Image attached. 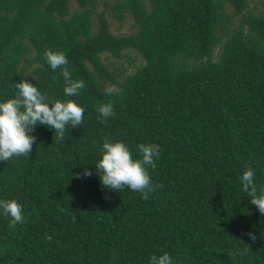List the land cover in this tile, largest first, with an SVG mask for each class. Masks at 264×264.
<instances>
[{
	"label": "trees",
	"instance_id": "obj_1",
	"mask_svg": "<svg viewBox=\"0 0 264 264\" xmlns=\"http://www.w3.org/2000/svg\"><path fill=\"white\" fill-rule=\"evenodd\" d=\"M107 15L135 31L114 35ZM49 49L85 82L79 95L65 97ZM132 52L144 63L130 74L103 58ZM20 79L85 112L62 138L37 126L31 153L0 162V198L24 210L15 228L0 216V264H148L161 252L174 264H264V215L239 183L251 167L264 186V17L248 0H0V99ZM106 103L114 115L101 123ZM106 138L134 158L139 143L160 146L148 199L102 187Z\"/></svg>",
	"mask_w": 264,
	"mask_h": 264
},
{
	"label": "clouds",
	"instance_id": "obj_2",
	"mask_svg": "<svg viewBox=\"0 0 264 264\" xmlns=\"http://www.w3.org/2000/svg\"><path fill=\"white\" fill-rule=\"evenodd\" d=\"M43 59L52 70L61 69L65 97L79 95L85 88L83 80L72 78L66 67L69 61L65 53L49 49L44 52ZM14 88L16 92L13 97L0 99V162L31 153L37 141L33 135L37 126H45L62 138L67 125L75 128L83 121L85 109L71 99L51 100L37 85L26 79L15 82ZM111 91L108 89L109 93ZM96 111L101 123L114 115L111 103L100 104ZM136 149L139 158L133 157L132 150L124 141L106 138L100 148L95 171L103 188L119 192L128 188L139 192L143 199H148L154 188L158 187L152 183L149 166L156 167L161 149L155 143H139ZM91 175L92 172L85 168L83 176ZM239 183L251 204L264 215V186L257 188L254 169L247 167L239 176ZM0 216L9 218V226L15 228L24 222L23 206L16 199L0 198ZM148 264H174V261L168 252H161L153 253Z\"/></svg>",
	"mask_w": 264,
	"mask_h": 264
},
{
	"label": "rangeland",
	"instance_id": "obj_3",
	"mask_svg": "<svg viewBox=\"0 0 264 264\" xmlns=\"http://www.w3.org/2000/svg\"><path fill=\"white\" fill-rule=\"evenodd\" d=\"M101 3L104 1H111V0H100ZM76 5H72V9L75 8ZM248 8L249 11L254 13L258 17H264V0H248ZM103 10V6L100 5L98 7V12ZM232 13V11H230ZM107 19L111 24V32L116 36L128 35L135 31L133 26L132 18H128L126 22L120 23L110 15H107ZM240 22V17H234L232 20L231 27L232 29L238 27V23ZM220 47H217L216 54H219ZM107 64H110L113 68L118 67L119 69H127V73H133L136 67L141 66L144 62L141 57H139L134 52L125 55L122 59H116L113 57H103Z\"/></svg>",
	"mask_w": 264,
	"mask_h": 264
}]
</instances>
